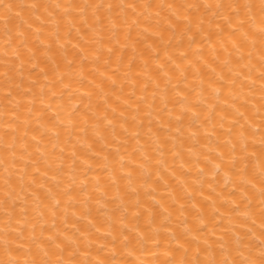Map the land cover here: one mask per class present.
I'll return each instance as SVG.
<instances>
[{
    "label": "bare ground",
    "instance_id": "6f19581e",
    "mask_svg": "<svg viewBox=\"0 0 264 264\" xmlns=\"http://www.w3.org/2000/svg\"><path fill=\"white\" fill-rule=\"evenodd\" d=\"M260 3L0 0V264L259 260Z\"/></svg>",
    "mask_w": 264,
    "mask_h": 264
},
{
    "label": "snow or ice",
    "instance_id": "6c2138e0",
    "mask_svg": "<svg viewBox=\"0 0 264 264\" xmlns=\"http://www.w3.org/2000/svg\"><path fill=\"white\" fill-rule=\"evenodd\" d=\"M57 7H59V5H57ZM104 7H105L104 4H98V5L95 6L97 11H99L100 9H102ZM129 7H131V5H129ZM217 7L220 8V7H223V5H217ZM249 7H252V6L249 5ZM108 8L111 9V5H108ZM259 11L262 14V16H264V0H261ZM261 23L264 24V19H262ZM242 26L243 25H241V27ZM259 33H260V35L262 37H264V27H261L259 29ZM244 38L247 39V36L245 35ZM108 51H109V53H111L112 49L110 48ZM64 87L67 88L68 85H65ZM217 167H219V165H217ZM261 196H264V188L261 189ZM4 243H5V245H7V243H8L7 240H5ZM155 246L157 248H159L160 245L158 243H156ZM181 247H182V245H181ZM186 252H187V250H185V253ZM165 255H169V253L166 252ZM8 264H19V261L9 260ZM26 264H35V261L26 262ZM45 264H61V261L60 260H56L55 262L46 261ZM88 264H91V262H88ZM99 264H104V262L100 261ZM164 264H176V261L174 259H169V260L165 261ZM180 264H185V262L181 261ZM195 264H203V262H201L199 260H196ZM207 264H216V261L215 260H210V261L207 262ZM220 264H229V262L227 260H224V261H221ZM232 264H236V262L233 261ZM241 264H244V262H241ZM248 264H264V253L261 254V256H260L258 261H250V262H248Z\"/></svg>",
    "mask_w": 264,
    "mask_h": 264
}]
</instances>
